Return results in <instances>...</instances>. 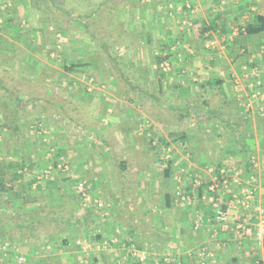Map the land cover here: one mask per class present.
I'll list each match as a JSON object with an SVG mask.
<instances>
[{"label":"crops","instance_id":"obj_1","mask_svg":"<svg viewBox=\"0 0 264 264\" xmlns=\"http://www.w3.org/2000/svg\"><path fill=\"white\" fill-rule=\"evenodd\" d=\"M21 3L13 29L29 27L5 36L10 48L0 46V87L24 81L59 96L50 115L38 105L47 103L42 95L10 92L0 100L18 131L29 117L52 119L61 142L50 159L40 151L25 161V147L5 149L23 167L9 169L0 190V244L33 264H154L165 254L199 264L201 245L212 253L207 264H264V238L255 241L264 226V113L255 106L246 114L241 105L250 80L264 86V31L244 30L264 16V0H70L82 12L63 19L62 31L38 15L39 2ZM158 55L168 58L158 64ZM65 119L76 120L77 135ZM0 127L5 135L7 125ZM182 131H199L191 155L171 149L169 137L184 138ZM50 165H63L67 175L56 169L44 176ZM219 167L236 179L227 190L216 183ZM211 184L230 219L250 216L251 236L238 238L212 221L201 197ZM243 189L253 192L249 210L231 200ZM184 194L190 203L180 200ZM14 262L0 249V264Z\"/></svg>","mask_w":264,"mask_h":264},{"label":"rangeland","instance_id":"obj_2","mask_svg":"<svg viewBox=\"0 0 264 264\" xmlns=\"http://www.w3.org/2000/svg\"><path fill=\"white\" fill-rule=\"evenodd\" d=\"M20 1H22V0H20ZM20 1L19 0H0V46L1 47L7 46L6 48H10V45H8L7 42H6V41H10V40H8L7 37L5 38V36H7V35L10 36L9 34H11L13 32L15 33L18 30L20 32L22 30L21 25L25 26V27L26 26L29 27L28 25L23 24L21 22L22 24L17 25L18 29H16V31H15V29H13L14 26H13V23L11 22V20L14 21L15 20L14 17L16 15H17L18 18L20 16H22V14H20V12L18 10V5L16 4V2L18 3ZM23 1H24V3H21V4L23 6H27V8H29L30 6L36 8L37 7V2H39L38 3V8H37L38 9V15H41V17H43L45 19L47 18L46 24L47 25H50V24L53 25L52 30L53 29L55 30L54 27L58 23H60L61 27L65 26L64 20L66 21L68 16L71 13L75 16V14H78V12H82V10L79 11L78 9H70V5H69L70 4V0H52V3L49 0L48 1L47 0H23ZM25 15H27V14H25ZM73 15H71V16H73ZM80 18H81L80 21H82V19H83L82 15H80ZM21 20H23V19H21ZM54 21H55V24H52ZM48 37L51 38L50 34H48ZM44 39H47V38H44ZM49 40L52 41V39H48V43H50ZM67 43H69V42H67ZM16 47H17V49L20 48L17 44H16ZM13 50L15 51V47H14ZM54 52H56V50ZM51 54L54 55V53H51ZM5 58H6V61H8V59H10V57L7 56V54H6ZM0 62L4 63L3 57H1V56H0ZM169 62L172 64L171 61H169ZM57 63H59V61H56V64ZM85 79L88 80V78H85ZM23 82H19L18 83L19 86L17 88L14 87L13 89H11V88L9 89L8 87L5 86L8 91H5V88H1L0 87V97L4 99L5 97L9 96L10 92H12L13 94L21 95V96L23 95V96L29 97V98L38 96L37 97L38 99L40 98V95H42L41 97H43L45 102H47L49 104L44 103V102L41 103V101H40L39 103L38 102L31 103L30 106H28L27 108L29 110L34 109L36 107V104L38 103V105H42V106H44L45 109H48V113L50 115L49 109L52 108L51 102L55 101L56 97L59 96L57 91L51 90V91H48V92L45 93V91L41 90V92L37 93L36 90L35 91L33 90V88H31L29 86H25V83L23 84ZM91 84H92L91 85L92 88H91L90 91L93 90L94 80H92ZM0 102H2L0 104V112H2L1 114H2V118H3V119L0 118V126L3 125L4 123H7V129L6 130H8V131H6V134H8L7 136H6V134L5 135L2 134L4 131L0 132V162L1 161H7L8 159H10V160H14L15 159V157H14L15 155H13V152H12L11 156H9L10 152L5 150L8 147H13V148L14 147H16V148L25 147L26 150H27V151H24L26 153V155L24 157H25V159H27L25 161L36 160L37 159L36 156H37V154L40 153V151L44 152V156L47 153L46 156H48L49 159L54 157L53 156V153H54L53 146L61 142V141L57 140L58 136H54V127H53V125H55V121L52 120V119H47V118H45V120H42V121L40 120L39 121V120H34L33 117H29L28 119L25 120V123L27 124V127L25 129L23 128L22 131H18V130L15 131L13 129V126H12V121L10 120L12 118V116H11V118H10L9 114L7 116V114H6L7 110L5 111V106H4L5 103H3V100H0ZM45 114H47V113H45ZM50 118H52V117H50ZM64 121H66V123H67L66 125H68V126H66V131H68L69 128L72 126L73 128H70L71 132L74 133L75 135H77V132H76V127H77L76 120L73 119V120L69 121V120L65 119ZM188 121H189V119L187 120V122ZM197 122H199V120L195 121L194 126H196ZM9 124H10L11 127L9 126ZM29 125H33V127L29 126ZM148 125L149 124L145 121L144 123H142L141 129L143 130V129L147 128ZM37 127H38V131L36 129ZM10 131H11V133H10ZM191 133H192V135H191ZM193 134L197 135V134H199V131H188L187 132V137L191 138V139L188 138V140L185 139L186 138L185 136H184V138L180 137L178 135H176L174 137H169V140H172V142H173V143H171V147L173 145V147L171 149L172 150L178 149L180 151L182 149H185L184 153L187 154L189 152L190 155H191L192 148H194V144H196V143L198 144L199 143V136L195 137ZM207 139L208 140L210 139L209 136H208ZM212 139H214V138H212ZM152 143H153V145H156L155 146L156 147L155 148L156 154H159V152L157 153V150H156L158 148L161 151L160 154H163L162 153V151H163L162 148L165 145H163V144L161 145V143L159 142L160 144H158V146H157L158 141L156 139ZM21 149H23V148H21ZM32 149H36V151H32ZM159 157H160V155H159ZM190 158H191V156H190ZM56 169L60 170L59 171L60 173H64L65 170H67V168H65L63 165L60 166V167H57V168H54V167H52V165H50V168H46L45 171L43 172V174H44V176L45 175L50 176L51 175L50 171L51 170L54 171ZM13 171H12V173H13ZM26 171L27 172L30 171L28 169V167L23 172H26ZM63 175L66 176L67 175L66 172ZM21 176H23V174ZM83 190L84 189L82 187H77V191L80 194L81 201L83 203H86L85 201L88 200L87 196H82L81 192H80V191H83ZM83 197L86 200H84ZM6 244L8 245L7 242H2L0 244V249H1L2 253H4V255L6 253V255L9 256V257H10V254L13 253L14 259H15V249H18V248L17 247L11 248L9 245L7 247ZM2 245H5L6 248L2 247ZM25 257L27 258L26 255H25ZM255 260H254V262H255Z\"/></svg>","mask_w":264,"mask_h":264},{"label":"built area","instance_id":"obj_3","mask_svg":"<svg viewBox=\"0 0 264 264\" xmlns=\"http://www.w3.org/2000/svg\"><path fill=\"white\" fill-rule=\"evenodd\" d=\"M254 70V69H253ZM256 72V70L254 71ZM249 94L246 97L243 104L244 112L248 114L252 111L255 106H257L258 113H264V106L260 103L264 101V86L263 82L259 78H254L248 82ZM254 164V160H252ZM216 179H219L220 186L223 189H226L231 186L232 184L236 183L235 177H231L228 173V169L226 167H219L217 170ZM195 184L201 185V181L195 176ZM217 184H211L208 186L207 191L202 194V198L206 200L211 208L213 209L212 221L216 222L221 230H230L234 233V235L238 238H245L247 236L252 235V228L250 225V216L248 214H239L237 216L234 215L233 219H230L227 209L224 207L222 202L221 196L218 191ZM221 190V191H222ZM241 194V195H240ZM240 194L234 193L232 194V201L237 202L242 209L249 210L252 206L253 201V192L249 189H243ZM86 196V195H84ZM88 198V197H87ZM180 200L185 203H190L192 200L191 195L184 194L181 195ZM98 206L102 204L97 202ZM262 209V208H261ZM263 211V210H261ZM262 224L264 225V220L262 219ZM197 225L195 226V228ZM264 238V226L261 230H257L255 232V241L257 244H261ZM8 247V245L6 244ZM5 245L2 247L6 248ZM199 258V264H207L208 259L212 256L210 250H208L205 246L201 245L197 248L195 252ZM144 258V257H143ZM14 264H33L29 261L25 255L20 252L18 249H15V262ZM154 264H182L181 260L172 255V254H165L161 256L158 261ZM254 264H260L257 260H255Z\"/></svg>","mask_w":264,"mask_h":264},{"label":"trees","instance_id":"obj_4","mask_svg":"<svg viewBox=\"0 0 264 264\" xmlns=\"http://www.w3.org/2000/svg\"><path fill=\"white\" fill-rule=\"evenodd\" d=\"M48 1V0H47ZM50 2H52V0H49ZM65 22V21H64ZM56 30L55 31H62L64 28H68L66 26H62L60 25V23L56 24L55 27H54ZM244 30H245V33L247 34H257V33H260L262 31H264V16L263 15H258L256 16V18L247 23L246 26L244 27ZM60 33V32H59ZM99 41H97L98 43ZM168 57L167 56H160L158 55L157 57V63H161L163 60H166ZM16 106H19L18 103L16 104H13L12 107H16ZM187 116H191V112H190V109L187 110ZM14 123V130L17 131L18 130V126H19V120L18 119H14L13 121ZM12 123V124H13ZM3 125H7V123H4ZM1 132V131H0ZM187 132L188 131H182V134L184 136H187ZM3 134V133H2ZM6 160V159H5ZM23 165H20L19 163L16 164V162H14L13 160H10L8 159L7 161H1L0 162V190L2 191L5 187L4 185V179H5V176H7V171L11 168L13 169H17V168H22ZM13 176H17L15 175L16 174V171L14 170L13 171Z\"/></svg>","mask_w":264,"mask_h":264}]
</instances>
